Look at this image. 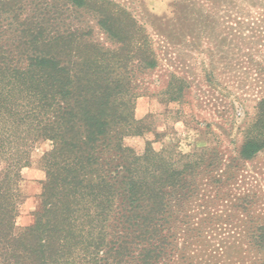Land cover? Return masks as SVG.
<instances>
[{"label": "trees", "instance_id": "trees-1", "mask_svg": "<svg viewBox=\"0 0 264 264\" xmlns=\"http://www.w3.org/2000/svg\"><path fill=\"white\" fill-rule=\"evenodd\" d=\"M109 5L0 0V264H264V224L217 231L230 226L236 171L264 150V99L230 160L151 143L137 154L125 144L144 129L137 82L158 59L144 29ZM41 142L51 149L40 204L16 232L21 170Z\"/></svg>", "mask_w": 264, "mask_h": 264}, {"label": "rangeland", "instance_id": "rangeland-1", "mask_svg": "<svg viewBox=\"0 0 264 264\" xmlns=\"http://www.w3.org/2000/svg\"><path fill=\"white\" fill-rule=\"evenodd\" d=\"M98 1L132 17L158 59L157 68L137 82L141 89L134 116L143 121V133L127 137L125 144L140 155L151 143L158 152L171 146L183 154L211 148L223 160L234 157L264 99V0H234L231 5L230 0ZM178 9L194 13L193 20L183 13L174 16ZM81 16L96 25L92 13ZM174 28L179 33L170 37ZM95 30V37L105 42ZM50 149V142L37 144L30 165L21 170L16 232L32 223L40 204L46 180L42 157ZM235 177L230 226L217 230L220 234L246 233L264 224V150ZM239 198L249 204L247 210L235 205Z\"/></svg>", "mask_w": 264, "mask_h": 264}]
</instances>
